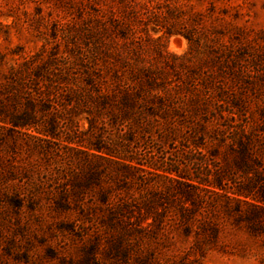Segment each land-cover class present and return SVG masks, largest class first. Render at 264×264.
<instances>
[{
	"label": "trees",
	"instance_id": "trees-1",
	"mask_svg": "<svg viewBox=\"0 0 264 264\" xmlns=\"http://www.w3.org/2000/svg\"><path fill=\"white\" fill-rule=\"evenodd\" d=\"M42 1L0 0V35L39 30ZM52 56L0 53V207L74 215L63 230L130 264H200L238 232L264 244V109L236 98L229 58L169 81Z\"/></svg>",
	"mask_w": 264,
	"mask_h": 264
},
{
	"label": "rangeland",
	"instance_id": "rangeland-1",
	"mask_svg": "<svg viewBox=\"0 0 264 264\" xmlns=\"http://www.w3.org/2000/svg\"><path fill=\"white\" fill-rule=\"evenodd\" d=\"M42 7L41 28L26 24L20 33L11 29L7 40L0 35V53L21 45L30 56L53 55L74 72L104 61L117 68L157 64L169 81L187 75L200 81L204 70L219 75L215 64L223 56L235 64L229 84L236 98L249 101L255 114L264 109V0H43ZM73 219L45 207H0V264H130L113 258L105 245L84 246L60 227ZM222 244L200 264H264L260 240L238 232Z\"/></svg>",
	"mask_w": 264,
	"mask_h": 264
}]
</instances>
